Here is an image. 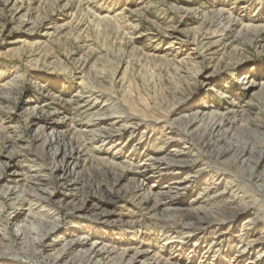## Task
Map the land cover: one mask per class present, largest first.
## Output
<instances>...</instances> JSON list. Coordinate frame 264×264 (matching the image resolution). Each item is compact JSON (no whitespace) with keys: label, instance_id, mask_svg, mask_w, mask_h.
<instances>
[{"label":"rangeland","instance_id":"1","mask_svg":"<svg viewBox=\"0 0 264 264\" xmlns=\"http://www.w3.org/2000/svg\"><path fill=\"white\" fill-rule=\"evenodd\" d=\"M229 106L216 134L236 147L218 159L188 138L196 126L186 122L205 107L221 120ZM103 107L114 114L105 126L121 130L114 139L94 126L108 118ZM255 137L264 142V0H0V224L11 239L2 243L0 234V264H52L63 246L45 243L35 254L14 234L17 204L28 213L29 203L23 193L3 195L6 180L35 168L45 172L29 186L54 192L43 212L62 218L49 242L90 226L89 241H142L169 258L158 264H264V157L238 149ZM74 150L79 159L69 156ZM178 150L194 163L162 171ZM70 188L79 195L71 198ZM201 193L217 204L233 195L259 222L214 211L185 230ZM82 200L87 209L74 219L70 207ZM109 244L117 249L106 264L150 257L133 260L135 249L122 257L125 246Z\"/></svg>","mask_w":264,"mask_h":264},{"label":"bare ground","instance_id":"2","mask_svg":"<svg viewBox=\"0 0 264 264\" xmlns=\"http://www.w3.org/2000/svg\"><path fill=\"white\" fill-rule=\"evenodd\" d=\"M246 78L247 77L245 76V78L243 79V82L245 81ZM108 108H110V107H103V112L108 113L107 114L108 118L107 119H101L94 126L95 127L103 126V128L99 129L97 132L104 133L105 135L107 134L108 138L114 139L115 137L119 136L121 130L117 129V128L105 126L106 123L112 122V120L114 119V116H113L114 114H112L113 113L112 110L108 111ZM230 108L231 107L229 106L228 108H226V112L224 114H221V116H222L221 120L217 118V117H219L218 113H215V111L212 109L207 110L205 107L204 111H201V112L197 111L194 114V117L189 119L186 122L187 126H190V127L196 126L194 130L186 133L188 138H190L192 141H195L198 145L201 144L202 146L209 149L210 151H213V153L215 152V157H217L218 159L222 158V157L223 158L228 157V155L232 151H234L233 149H235V147H236V146L234 147V145L229 144V142L227 140H225L224 137L217 139L218 133L216 134L217 128L221 127L222 123H224L223 122L224 117L230 116L233 113V111ZM217 121H219L218 124H216ZM36 124L38 125L39 130L44 129V126L41 125L40 122H37ZM205 124H211V126L206 127V126H204ZM174 125H176L175 122H174ZM257 138L255 140H252V142H249V143L245 142L244 144L239 145L238 149L240 150V154H244L243 156H245V155L247 156L248 154L257 153V154H259L260 158L264 157V142H262L260 145H258L257 144V142H258ZM133 150L137 151L136 148ZM75 151L76 150L70 151L69 156L72 157V159H79L78 157H75ZM174 154L176 157H180V158L176 159V160H172L169 163V166H167V168H165V169H162V171L173 169V167H176V169H178V170H182L185 166L194 163V160H188V159H184L183 157H181V155L184 154V152L181 150L174 152ZM153 159L156 162L159 161V158L158 159L153 158ZM160 159H164V158H160ZM9 165H11V164H9ZM67 165H68V163H65L64 165L62 164L59 170L60 171L65 170L66 169L65 167ZM31 172H37L38 174L31 175V174L26 173V172L20 173L17 170L12 172L10 175V179L6 180V182L9 186H7V188L4 190L3 195L12 198L13 195H15V194H18V193L22 194L23 193L25 196L24 200H26L29 203V207L27 210L28 213L27 212L25 213V212L21 211V201H20V203L17 204V211L15 214H13L12 219L17 220V222L21 221V224H20L21 226H19V228L16 229L14 234L19 239H22V240L26 241L29 245L33 246L35 254L40 253L39 247H41L42 244L46 243V244H48V246L54 247L56 245V243L57 244L63 243L62 248L60 250H57L54 253V255L52 256V258L50 259L52 264H58V262L65 256V254L72 253L78 247H80L82 249L75 256L76 258L74 257L71 259L70 264H106L105 263L106 261L105 260L103 261V259L104 258L108 259L111 255V253H113L117 249L116 246L109 244V243H114V244H117L118 246L119 245L125 246L122 250V253H121L122 257H124L128 254L127 253L128 250L135 249L136 250V252H135L136 256L133 258V260L134 259H142L145 256H150L149 259L153 260L152 262H150L149 259H147V261H144L143 264H152V263L158 264V263L163 262V261L166 263L169 262V258L160 254V252L143 247L142 241L141 242L137 241V240L135 241L133 239H125L122 241H117L116 239H114L110 236L111 234H107L105 236V238L102 237V238H99L98 240H95V241H89L91 238V233L88 231V229H90V226H89V228H85L84 232L81 233V235L77 234L76 238L66 239L64 242H62L61 239H58L57 242H54V241L49 242V234L53 230H58L59 232H61V230H59V227L62 224V218L57 217L54 214H51L50 211L43 212L44 211L43 208L50 207L52 204L55 203V200H53V194H54L53 191H51L47 187L35 188V187L29 186L30 182L36 181L38 176H43L40 174L45 172L44 169L42 170L39 168H35L34 170H31ZM151 173H152V171L150 172V174ZM57 176L61 177V174H58ZM150 176H152L154 178L157 177L155 175H150ZM190 177H196L195 180L198 179L197 174H192V175H190ZM257 177H258V179H263L264 173L263 174L261 173ZM64 179L65 178L62 177L60 182H64L63 181ZM9 182L15 183V185L12 186L13 188H11V185ZM21 182H22V184H21ZM36 182H35V184H36ZM194 182H197V181H194ZM176 183L181 184L182 182L176 181ZM19 184H21V186L24 188V190L23 189L22 190L17 189ZM171 188L181 189L176 185L171 186ZM70 189H71L70 190L71 191L70 192L71 198L79 195V192H80L79 188H70ZM140 189L144 190L145 188L143 187V185H141ZM207 192H208V190L205 191V193H207ZM205 193H201L198 195V199H200V200L198 201L199 207L197 208V213L194 215V218H192L189 222H187L186 224L184 223L185 224V226H184L185 230L186 229H192L193 226L207 221L208 219L205 218L206 217L205 214L214 213V211L236 212L234 214L237 215V218H239L240 221H243V224L247 223V220L250 222V224L259 222V218L258 217L256 218V216L254 214L252 215L249 212V209H248L249 206L247 205L246 207H242L240 200L236 199L235 196H233V195L230 196L231 197L230 199L233 200V203L231 202V204L229 202H227V203L222 202L223 204H217V202H220V201H217L219 198H213V200L210 201L209 198H205V196H207V194H205ZM152 195H153V193L150 191L148 200H151L150 196H152ZM71 200H67V203H69ZM71 203H72V201H71ZM156 203H158V202L156 201ZM35 205L42 206V207L40 209L38 208V210L36 212H34V210H36V209H34V210H32V209L34 208ZM87 206L88 205H87L86 200H84V201L82 200V203H80V204H73L70 207V210H71V212H73V214H77L74 219H81L80 214H83L86 211ZM215 209H217V210H215ZM161 219L165 220L164 222H165L166 227H168V228L171 227V225L169 224V222H167L166 219H164L163 217H161ZM72 222H77V221L73 220ZM221 222H223V221H221ZM206 223H208V222H206ZM206 226H208V225H205V227ZM209 227L211 228L210 225H209ZM209 227H208V229H209ZM7 229H8L7 226H5V225L3 226V224H0V234L2 235V239H3L1 241L2 243L5 241L11 240L10 237L8 236V234L6 233ZM78 229L82 230L83 228H78ZM72 230H76V229L74 228ZM70 235H75V234L71 233ZM260 236L261 235H259L258 237H260ZM258 237L254 238V239H250V242L251 241L252 242L253 241L260 242L261 238H258ZM168 240H169V238H167L165 241L166 245L172 243V242H168ZM27 243H26V245H27ZM87 245H89V247H85ZM251 245L252 244L249 243L247 245V247L250 248ZM26 247H28V248L25 249L24 251L29 252V246H26ZM246 248H244V250ZM165 250H167V249H165ZM244 250H243V252H244ZM133 260L132 261L130 260V262H133ZM186 262H189V261H186ZM250 263H256V260H253ZM194 264H200V263H194Z\"/></svg>","mask_w":264,"mask_h":264}]
</instances>
